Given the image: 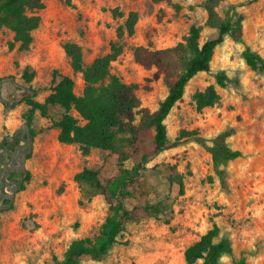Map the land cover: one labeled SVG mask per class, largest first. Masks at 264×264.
I'll return each mask as SVG.
<instances>
[{
  "label": "rangeland",
  "instance_id": "rangeland-1",
  "mask_svg": "<svg viewBox=\"0 0 264 264\" xmlns=\"http://www.w3.org/2000/svg\"><path fill=\"white\" fill-rule=\"evenodd\" d=\"M38 14L41 22L32 33L33 42L23 50L13 32H0V91L9 80L14 97L0 93V175L12 172L21 188L0 209V264H52L62 260L77 238H93L104 223L108 206L100 192L75 180L87 167L100 179L118 171V155L93 148L83 155L79 144L58 140L57 122L63 108L50 106L43 116H33L34 133L25 130L30 106L27 99L44 102L59 74L71 75L81 95L84 80L74 73L64 44L81 46L86 64L109 53L124 17L111 9L138 12L133 35L125 37L122 52L111 63V73L125 83H136L141 108L155 111L168 88L162 79H153L134 59V48L143 45L163 49L183 40L192 24L202 26L201 42L217 36L206 26L203 0H43ZM236 5L242 36L251 49L264 57V0H225L217 8L221 17ZM234 11L231 10L232 14ZM244 44L226 35L214 50L210 72L197 73L187 84L183 100L165 119L167 137L179 144L162 151L148 163L139 184L145 197H127L126 205L146 200L158 202L161 213L128 224L123 235L100 259L80 264H185L186 248L214 226L217 240L227 239L232 254H223L218 264H264V71L253 69L243 56ZM34 73L28 80L25 73ZM54 72L56 73V79ZM224 72L227 85L216 84L215 75ZM215 85L219 100L198 110L193 96ZM75 113V112H74ZM76 114V113H75ZM208 143L224 140L242 156L226 169L229 188L223 189L214 173L210 154L194 139ZM188 134H192L190 136ZM31 145L22 177L10 167L16 145ZM133 162L128 160L127 167ZM183 181V186L180 184ZM196 264H202L199 260Z\"/></svg>",
  "mask_w": 264,
  "mask_h": 264
},
{
  "label": "trees",
  "instance_id": "trees-1",
  "mask_svg": "<svg viewBox=\"0 0 264 264\" xmlns=\"http://www.w3.org/2000/svg\"><path fill=\"white\" fill-rule=\"evenodd\" d=\"M152 1L166 2L178 8L174 0ZM224 1L203 0L207 12L205 25L217 30L216 37L201 42L203 27L192 24L183 40L173 46L150 49L139 45L134 48L135 61L145 69H154L153 79H162L168 88L167 95L155 111L141 108L139 120L137 115L141 104L136 93L138 84L125 83L111 73V63L122 52L125 37L135 32L138 21V12L135 10L124 13L118 7L111 9L113 16L124 17V21L117 29V39L112 42L109 53L96 57L90 64L85 63L79 44H64L74 73L82 74L85 86L81 95L76 93L75 80L71 75L59 74L44 102L27 99L30 106L25 115L27 133H34L33 116L37 110L46 116L50 106H60L63 113L57 127L61 143L79 144L83 155H88L93 148L111 150L118 155L117 173L103 181L97 171L87 167L75 174L76 181L86 183L100 192L107 203L108 213L95 237L74 239L66 249L64 258L52 264H80L98 260L123 235L129 223L144 217H156L161 213L158 202L146 200L128 208L126 199L148 195L147 191L139 189L148 163L162 151L179 144V139H168L165 119L173 107L183 100L189 81L199 72L211 71L214 50L226 35L244 44L243 56L249 66L264 71V57L253 51L243 39L240 20L235 19L236 5L227 10L225 17L219 15L217 8ZM43 8V0H0V32L3 27L9 28L20 48L29 49L33 42L32 33L41 22L38 12ZM231 10L234 11L232 14ZM33 75L25 73L28 80ZM215 79L220 87L227 85L224 72L217 73ZM219 98L213 84L193 96L198 110L213 106ZM193 137L210 154L221 187L228 189L226 167L242 156V151L232 148L224 140L208 143L197 133ZM128 160L133 162L131 167L126 165ZM180 184L183 186L182 180ZM218 235L219 228L214 226L189 245L184 252L185 264H196L199 260L202 264H218L223 254H232L229 240H217Z\"/></svg>",
  "mask_w": 264,
  "mask_h": 264
},
{
  "label": "water",
  "instance_id": "water-1",
  "mask_svg": "<svg viewBox=\"0 0 264 264\" xmlns=\"http://www.w3.org/2000/svg\"><path fill=\"white\" fill-rule=\"evenodd\" d=\"M15 86L7 80L1 86V96L5 100H11L14 97ZM31 151V145H16L11 155L10 167L15 169L20 176L26 174L25 161ZM11 172L9 169H4L0 175V209L4 207L6 199H12L14 194L21 188L19 180L10 179Z\"/></svg>",
  "mask_w": 264,
  "mask_h": 264
},
{
  "label": "flooded vegetation",
  "instance_id": "flooded-vegetation-1",
  "mask_svg": "<svg viewBox=\"0 0 264 264\" xmlns=\"http://www.w3.org/2000/svg\"><path fill=\"white\" fill-rule=\"evenodd\" d=\"M10 172H11V170H10ZM11 175H12V172H11ZM11 175H10V179H11ZM12 180V179H11ZM8 199H6L5 201H4V204H5V202L7 201Z\"/></svg>",
  "mask_w": 264,
  "mask_h": 264
}]
</instances>
